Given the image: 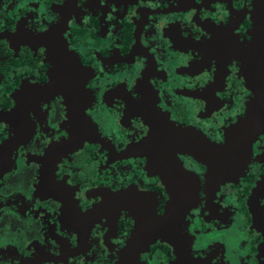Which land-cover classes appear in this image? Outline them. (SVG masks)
Masks as SVG:
<instances>
[{
    "label": "flooded vegetation",
    "instance_id": "1",
    "mask_svg": "<svg viewBox=\"0 0 264 264\" xmlns=\"http://www.w3.org/2000/svg\"><path fill=\"white\" fill-rule=\"evenodd\" d=\"M0 264H264V0H0Z\"/></svg>",
    "mask_w": 264,
    "mask_h": 264
},
{
    "label": "water",
    "instance_id": "2",
    "mask_svg": "<svg viewBox=\"0 0 264 264\" xmlns=\"http://www.w3.org/2000/svg\"><path fill=\"white\" fill-rule=\"evenodd\" d=\"M248 118L247 114L245 116V120ZM193 133V132H192ZM192 140H190V143L188 144L190 148H196V149H187L197 157L205 156L211 149H214L217 145L209 141L208 139L201 138V140L197 137H195L193 134ZM194 140H197V142H194ZM201 146V149H198V147Z\"/></svg>",
    "mask_w": 264,
    "mask_h": 264
}]
</instances>
